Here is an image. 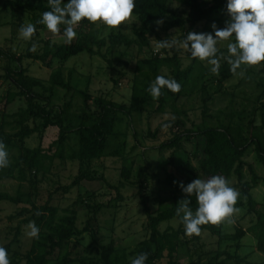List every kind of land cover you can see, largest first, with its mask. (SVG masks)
<instances>
[{"label":"trees","instance_id":"1","mask_svg":"<svg viewBox=\"0 0 264 264\" xmlns=\"http://www.w3.org/2000/svg\"><path fill=\"white\" fill-rule=\"evenodd\" d=\"M68 2L69 0H63V4ZM171 2L178 3L187 9L185 18L170 8ZM135 4L133 15L138 18V24L134 28L135 41L122 32L111 33L107 39H99L96 32L84 39L77 37L71 44H58L50 39H41L43 43L41 53L28 50L25 54L17 55L12 51L0 49V56L13 63L5 67L4 78L9 82L10 87L3 96L5 105L3 111L0 112V141L4 142L8 153L14 150L18 152L7 168L0 169V186L4 181L11 179L20 183L25 182L27 169L36 171L45 169V162L51 160L52 157L44 153L41 147L26 148L25 142L34 135L42 138L45 131L51 127L58 129L56 157L64 158L65 146L71 135L77 139V147L71 150L69 160L77 162L79 173L70 185L59 187L57 191L68 194L84 181L100 180L111 186L103 174H99L96 169L92 168V163L105 155L108 140L115 135L119 114L132 118L134 113H144L146 106L154 100L147 89L158 75L175 79L181 85L179 93H173L166 87L162 89L163 95L158 98L159 105L156 110L158 113H163L172 101L175 102L174 107H176L179 99L201 82L203 73L200 74L196 70V58L189 55L193 60L187 68H183L180 54L163 57L158 52L149 58L136 61L132 81V100L129 107L103 96L94 97L87 90L75 88L71 74L69 79L65 78L61 68L85 51L91 55L103 56L95 51L96 47L108 46L113 51L119 47L131 48L134 45L140 49L149 47V37L157 28L156 20L163 19L164 22L160 26L163 32L183 28L187 36L189 32L196 30L199 23L216 22L214 18L218 14L227 12V0H135ZM7 5L12 8L14 15L22 13L29 15L37 32L32 40H36L39 30L46 28L37 21L42 18L43 12L51 10L48 0H10ZM77 27L93 30L95 24L85 19ZM64 28L65 25H60L62 32ZM26 59L36 60L52 69L47 84L32 76L29 69L23 66ZM262 64L264 74V62ZM165 70H168L169 74H165L163 72ZM219 72L221 82L229 81L234 77L228 66L220 67ZM60 92H63V101L56 104L55 99ZM77 97L82 99L84 105L80 112H74V100ZM263 97L264 91L258 99ZM18 101H24L25 104L12 110ZM208 101V98L203 99L201 110L205 120L209 112ZM184 115L182 110L175 111V120L167 123H171L170 128L173 134L157 149L159 152H172L167 168L163 169L165 178L159 179V183L164 186L161 191L167 192L168 189L171 195L167 200L171 205L163 206L164 200H162L158 210L152 213L149 207L150 197L142 198L149 235L136 242L131 252L132 258L139 253L147 252L146 264L164 262L165 264H198L199 261H195L192 256L188 258V262L184 260L188 257L187 254L192 252V246L193 249L201 251L207 245L202 236L204 231L218 238L215 240H234L235 242H241L246 235L250 234L256 238L258 249L264 251L263 205L252 195L254 188L261 183L264 184V136L253 130V122L248 131H245L242 126L233 129L232 126L224 124L208 126L205 122L202 125L188 128L182 120ZM261 117L264 128V107ZM158 133L159 129L155 132L149 131L148 136L156 139L159 137ZM193 142L196 148L191 156L184 144ZM252 148L263 170L262 176L257 174L253 166L245 160ZM182 155L185 157V159L182 158L184 162L178 165L175 158ZM192 158L198 162L197 166ZM130 168L131 166L124 167L121 173L126 181H129L131 176ZM246 172L250 176V182L246 180ZM157 174L161 176L160 173ZM215 175L224 176L230 182V186L239 190L240 197L236 207H245L247 214L245 217L253 215L254 218L247 228L238 226L234 235L225 233V224L220 226L208 224L202 226L199 236L188 237L184 234V226L180 217L176 216L178 201L189 198L182 192L179 182L187 185L194 179H208ZM137 178L136 184L140 185L139 192L142 193L144 169L138 172ZM233 179H235L234 182ZM111 188L116 189L112 186ZM242 196L246 197V202H243ZM115 199L122 200L123 197L117 192ZM190 199L191 207L195 211L197 207L195 197ZM0 201L22 205L20 212L10 217L11 220L24 218L15 230V243L18 242V237L22 233V226L28 225L30 221H34L40 229L39 238H33L31 248L25 253L16 251L13 248L14 242L2 245L8 251L11 264H75L76 262L86 264L87 262L81 260L82 257L80 259L79 255H75L82 246L79 239L91 229V221L98 220V214L107 206L104 204L89 205L87 202L78 200L76 208L74 206L62 212L58 207L53 206L50 200L39 204L32 200V195L29 193L19 190L16 195H12L2 191L1 188ZM80 208H83L81 211L88 212V219L83 229L77 227ZM37 212L41 214L36 215ZM173 219L178 220V228L168 227L163 231L160 229L162 223ZM117 251L113 243L103 246L100 258L90 263L122 264ZM222 256L218 253V256L214 258L217 261L216 264H227V262L220 261ZM230 259L232 260V257ZM233 261L234 264H251L239 256H234Z\"/></svg>","mask_w":264,"mask_h":264},{"label":"rangeland","instance_id":"2","mask_svg":"<svg viewBox=\"0 0 264 264\" xmlns=\"http://www.w3.org/2000/svg\"><path fill=\"white\" fill-rule=\"evenodd\" d=\"M10 0H0V49L12 51L17 55L25 54L31 49L32 44L36 43V51L41 53L43 43L41 39L52 40L54 43L63 44V32L58 35H53L47 28L39 30L36 40L26 41L19 36V29L22 24L32 23L28 14H13L12 8L7 4ZM170 8L176 11L180 16L185 18L186 8L178 3L171 2ZM212 22L203 21L198 24L195 33H211L215 35L216 28L222 29L230 20L228 11L224 14H218ZM218 21V22H217ZM138 24L137 16L133 15L132 22L128 25H122L120 28L113 29L101 24L91 29L76 27V38L84 39L93 33H98L99 39H107L111 33L122 32L130 37L131 40H136L134 32L135 26ZM37 33V32H36ZM175 37L178 42L183 41L186 37L185 29L175 28L169 32H163L159 26L155 28L154 33L149 37L150 46L140 49L134 45L131 48L119 47L110 50L108 46L95 48V51L100 52L103 56L91 55L86 51L79 54L68 61L62 68V72L66 79H69L70 74L73 78V86L77 89L87 90L94 97L103 96L105 98L116 101L124 106L129 107L132 100V81L135 75V65L138 59L149 58L154 53H159L161 56H173L180 54L183 62V68H187L191 64L192 58L190 53L182 47L177 46L171 50L157 49V41L171 39ZM235 42V38L228 41L218 43L220 53L227 56V44ZM221 67H230L226 60L221 59ZM12 62L7 58L0 56V112L3 111L5 100L3 96L6 90L10 87L9 82L4 78L5 67ZM15 66V65H14ZM23 66L29 69V73L48 83L52 69L47 68L41 62L33 59H26ZM211 66L206 61H201L196 58V70L198 73H203L201 82L188 91L181 97L174 107V101L167 105L163 113H158V99H154L146 106L144 113H134L132 118H128L123 114H119L116 122L115 135L109 138L105 155L103 158L93 161L92 168L96 169L99 174H103L108 183L115 187L111 188L104 181H84L80 186L71 190L70 193L57 191L59 187L68 186L79 173L77 162L69 160L71 150L76 149L77 139L74 135L70 136L65 151L64 158L56 157L58 146V129L51 127L45 131L42 138L37 135L29 138L25 142L26 148L41 147L43 152L52 157L51 160L45 162L44 170L27 169L26 181L20 183L17 180L11 179L4 181L0 188L2 191L16 195L19 190L32 195V200L39 204H44L51 201L53 206L58 207L62 212L65 209L72 208L78 200L87 202L89 205L104 204L105 209L98 214V220L91 221V229L85 233L79 242L82 246L79 247L75 255H79L81 260L91 264V261H96L101 256L103 246H108L111 243L117 248V253L122 259V264H127L132 258L131 252L137 241L148 237L147 216L142 204V198L150 197L149 207L152 213H155L160 202L164 200L163 206H169L167 200L170 194L161 191L163 184L159 183V179L165 178L164 168H167L171 151L159 152L157 149L163 143L171 138L173 132L170 127L164 128L163 125L173 121L176 110L184 111L185 115L182 120L188 128L202 125L204 122L208 126H218L221 124L232 126L236 129L242 126L245 131L249 130L251 122L253 130L264 136V128L262 127V109L264 107V74L262 73L263 64L256 66H242L237 71H243L244 75H234L229 81L221 82V74H213L210 71ZM169 74L168 70L163 71ZM197 74V73H196ZM39 91V90H38ZM42 93V91H40ZM48 95V94H45ZM208 98L209 112L206 120L203 118L201 110L203 99ZM63 101V92L58 93L55 103L59 104ZM24 101H18L12 110H16L18 106L24 105ZM81 98L74 100V112H80L83 108ZM12 112V111H11ZM175 117V116H174ZM1 118V116H0ZM159 129V137L150 138L149 131L155 132ZM176 131V129L174 130ZM184 147L189 154L193 156L195 152V142L185 143ZM11 157L18 155L17 151L9 152ZM185 157H176L178 165L183 164ZM245 160L250 163L256 173L262 176L263 170L259 165L256 154L253 148L249 150ZM193 163L197 166L198 162L192 158ZM131 176L129 181L122 178L121 173L124 167H130ZM144 169V189L140 191L138 182V172ZM36 172V173H35ZM157 173H160L161 176ZM246 180L250 182V176L246 172ZM235 179H233V182ZM237 189V188H235ZM117 190V191H115ZM238 190V189H237ZM239 191V190H238ZM123 197L122 200L115 199L117 196ZM91 195V196H90ZM254 199L263 205L264 210V184H259L252 191ZM243 202H246V197H241ZM22 205H15L10 202L0 201V245L14 242L16 228L24 219L19 217L11 220L10 217L20 212ZM76 208V206H75ZM240 212L235 216L234 224L225 223V233L234 235L238 226L247 228L254 217L249 215L245 217V207H239ZM79 209L77 227L83 229L88 219V212ZM27 225L22 226V233L18 237V242H14L13 248L20 253L27 252L34 241L29 238L26 233ZM179 222L176 219L166 221L161 224L160 229L163 231L168 227L178 228ZM203 239L207 244L204 249H193L184 262H188L189 257H194L198 264H216L214 260L221 253L220 261L227 264H234V256L245 258L251 264H264V251L258 249L256 238L250 234L246 235L241 242L234 240H215L217 237L212 236L209 232L204 231ZM78 256V257H79ZM232 257V260L230 259ZM159 263V264H165ZM75 264H80L76 262Z\"/></svg>","mask_w":264,"mask_h":264},{"label":"clouds","instance_id":"3","mask_svg":"<svg viewBox=\"0 0 264 264\" xmlns=\"http://www.w3.org/2000/svg\"><path fill=\"white\" fill-rule=\"evenodd\" d=\"M50 11H45L37 23L46 26L53 35L61 32L60 25H65L63 38L66 44H71L76 38L75 28L85 19L99 27L117 29L132 22L135 0H48ZM227 11L230 20L222 29L216 28L215 35L211 33L189 32L183 41L178 42L175 37L157 41V49L171 50L177 46L189 52L192 58L206 61L211 66L210 71L218 74L221 59L226 60L230 71L234 75L243 77V71L238 72L242 66H256L264 62V0H227ZM163 19L155 21L157 30L163 24ZM36 34V27L32 23L22 24L19 36L31 41ZM235 38V42L227 44L228 55L220 53L218 43ZM37 44L33 43L30 51H36ZM167 88L173 93L181 91V85L175 79L158 75L150 84L147 91L153 99L163 95L162 89ZM173 121L175 117L171 118ZM164 128L170 124H164ZM10 164L6 145L0 141V169ZM174 183H177L174 181ZM179 186L186 197L178 201L176 216L180 217L184 226V234L188 237L201 234L202 226L211 224H234L235 216L240 208L236 207L240 192L230 186V182L222 175L211 176L208 179L197 178ZM195 197L196 209L193 211L191 197ZM37 212L36 215H40ZM26 235L29 238H39L40 229L34 221L26 226ZM148 253L142 252L130 259V264H146ZM0 264H11L7 249L0 245Z\"/></svg>","mask_w":264,"mask_h":264}]
</instances>
